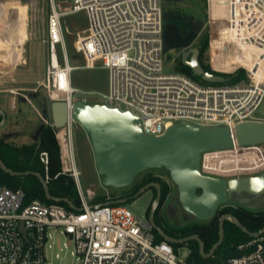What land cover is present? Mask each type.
Masks as SVG:
<instances>
[{"label": "built area", "instance_id": "built-area-1", "mask_svg": "<svg viewBox=\"0 0 264 264\" xmlns=\"http://www.w3.org/2000/svg\"><path fill=\"white\" fill-rule=\"evenodd\" d=\"M209 3L211 0H205ZM164 0H70L63 7L50 0L48 37L50 51L47 83L52 98L70 106L77 89L72 86L62 20L78 12L87 15L85 34L75 47L93 69L98 62L110 73L104 104L131 112L149 136L161 137L180 124L230 127L246 122H264V0H225L229 33L234 43L254 49L244 69L246 79L236 84L213 85L181 72H165ZM61 48L63 58L58 56ZM220 74H231L226 71ZM70 119L64 129L65 146L74 163ZM262 144L207 152L201 158V172L230 179L235 174L264 171ZM48 172L49 155L40 154ZM78 181L72 165L69 171ZM46 183L50 181L48 175ZM79 186L81 208L77 212L60 204L39 200L25 204V193L0 184V264H52L49 249L63 250L62 236L74 246L77 264H189L179 259L172 245L156 242L154 229L124 205L91 206ZM109 201V200H108ZM238 256L226 264H264V235L238 245ZM59 257V255L57 256Z\"/></svg>", "mask_w": 264, "mask_h": 264}, {"label": "rangeland", "instance_id": "rangeland-1", "mask_svg": "<svg viewBox=\"0 0 264 264\" xmlns=\"http://www.w3.org/2000/svg\"><path fill=\"white\" fill-rule=\"evenodd\" d=\"M63 7L70 5V0H57ZM164 14L173 12L183 13L184 16L192 17L203 24L199 38L193 43L196 45L208 37L209 48L203 56V62L213 71H226L234 74L240 69H245L249 63V58L237 49L236 44H231L230 33L228 29V11L224 8L216 9L212 4L205 0H180L163 2ZM220 9V10H219ZM50 13V0H0V36L3 39L8 37L11 43L15 44L16 36L20 42L27 38L29 42L26 45L25 55L27 56L23 69L18 76L14 78H0V90L20 89L14 91L16 95L7 96L0 94V109H3L8 115L6 125L0 129V138L7 144L17 147L33 146L38 139H35L37 130L43 124H53L51 117V105L54 102L63 101L62 97L52 98L43 86L47 83V67L50 62V51L46 44L48 35V16ZM218 15V16H217ZM219 17V18H218ZM220 19V28H217V22ZM65 33L66 49L69 58V64L75 69L72 72V86L77 89L74 95L75 102L83 101L87 104H104L102 95L108 94L110 88V73L102 66L101 62L96 64L93 69L85 67L86 61L80 55L75 47L78 35H84L88 27L87 15L85 12L65 17L62 20ZM9 31V33L7 32ZM236 52V54H235ZM251 53V50H250ZM254 49L252 51L253 58ZM239 58L236 59L234 56ZM242 55V56H241ZM58 56L62 60L63 54L58 47ZM182 57V50L175 49L165 54V72H178V64ZM246 62V63H245ZM245 63V64H244ZM2 71L11 69V66L0 65ZM6 95V96H2ZM11 97L15 101L12 103L13 110L10 111ZM38 112L41 114L38 115ZM47 113V117H45ZM25 116H23V115ZM74 163L79 174L78 181L81 190L90 202L91 206L105 204L104 198L109 201H115L127 190L133 186L115 189L103 185V177L98 174L93 148L90 137L86 131L75 123L72 130ZM58 140L61 151V160L63 171L65 165L72 169L71 159L67 152L62 153V143ZM62 141V142H61ZM65 145V143H63ZM264 151V144L261 145ZM69 176L73 178L71 173ZM152 173L164 177L163 182L169 184V192L163 200L156 204L155 222L161 229L172 231L175 228L190 227L193 225H202V222L187 214L180 201L177 187L170 179L169 173L164 169H154L140 174L135 182L139 181L145 175ZM261 170L252 175L235 174L233 178L254 177L263 174ZM77 189L79 186L77 181ZM134 182V184H135ZM133 184V185H134ZM92 191L93 193H90ZM155 193L153 189L146 191L139 198L134 199L132 203L124 206L136 216L143 220L148 219V212L152 210L155 204ZM226 206L241 207L247 211L258 213L264 212V194L253 197L248 194L235 195ZM63 250L60 251L58 246L48 251V259L52 264H77V257L73 255L74 246L62 236ZM175 255L179 259H188L190 250L187 246L174 247L171 244ZM59 255V257H57ZM225 260L223 258H220ZM219 259V260H220Z\"/></svg>", "mask_w": 264, "mask_h": 264}, {"label": "water", "instance_id": "water-1", "mask_svg": "<svg viewBox=\"0 0 264 264\" xmlns=\"http://www.w3.org/2000/svg\"><path fill=\"white\" fill-rule=\"evenodd\" d=\"M180 1V0H164ZM198 34L183 38L178 28L165 24L164 53L175 49L184 50L183 63L189 67L201 82L218 85L224 81L221 76L205 71L200 63V50L192 47ZM65 101L54 102L51 105L53 127L65 129L70 119L78 123L89 135L93 148L98 174L103 177V185L115 189H123L134 184L136 178L143 172L164 169L177 187L179 201L184 211L202 222L214 219L219 210L226 206L235 195L248 194L258 197L264 194V173L254 177L225 179L210 177L201 172V158L204 153L229 150L235 143L240 146L264 144V122H246L236 126L234 130L226 126H203L180 124L169 128L161 137L146 135L140 127V120L131 112H122L102 104H87L83 101L74 102L70 112ZM264 116V105L260 110ZM3 120L0 129L6 125L7 114L0 109ZM47 117V113H45ZM45 124L37 130L35 139L39 138ZM0 167L13 176L35 175L42 182L49 199L64 202L77 209L68 199L54 198L50 195L45 179L37 173L15 172L8 169L2 160ZM156 188L157 197L148 220L152 228L168 243L183 245L196 241L204 258H211L220 248L225 239V223L230 221L252 238L264 235V229L249 232L232 215L226 214L220 218L219 240L209 253L204 250V244L198 235L183 239L168 236L155 222L156 204L161 200L159 184L144 186L131 199H137L146 191ZM128 199L109 201L104 205H125ZM80 210V209H77Z\"/></svg>", "mask_w": 264, "mask_h": 264}, {"label": "trees", "instance_id": "trees-1", "mask_svg": "<svg viewBox=\"0 0 264 264\" xmlns=\"http://www.w3.org/2000/svg\"><path fill=\"white\" fill-rule=\"evenodd\" d=\"M164 16L166 23L168 14H164ZM197 48L200 50L199 60L205 71L221 76L224 79V81L218 85L236 84L246 79V71L244 69H240L234 74H220L213 71L208 65L204 64L203 56L209 48L208 37H205ZM178 72L184 73L197 81H201L200 78L195 76L192 70L183 63L182 59L178 64ZM2 120L3 118L0 115V124L2 123ZM43 152H47L49 155L48 172H46V167L40 160V154ZM0 160H2L8 169L15 172L37 173L44 179H46V176L48 175L50 181L47 186L50 195L54 198L68 199L77 209L81 208V199L75 179L63 171L60 145L57 140L56 129L53 126L46 125V127L41 131L38 141L35 142L33 146H12L0 138ZM150 182H156L161 185V202H163L169 192V187L167 183L162 181L161 178L154 176L152 173L145 175L139 181L135 182L133 185L134 191L137 192ZM0 184L13 191H23L25 193V204H30L33 201L39 200L48 205L60 204L69 210L75 212L78 211L64 202H57L53 199H49L42 182L35 175L13 176L6 173L0 167ZM154 199H156V194ZM107 201V198L103 199V202ZM149 214L150 210L148 212V216ZM226 214H232L242 224V226H244L251 233H257L264 229V212L253 213L241 207L224 206L219 210L217 216L210 222L202 225L197 224L186 227L183 231H169L164 228L162 230L168 236L176 239L198 235L203 241L205 252L209 253L219 240L220 218ZM154 234L156 242L164 241V239L155 230ZM251 239L252 237L244 233L235 224L230 221H226L224 242L211 258L202 257L199 244L196 241L186 243L190 250L188 262L189 264H226L229 259L239 255L237 252L238 245ZM186 244H173V246L184 247Z\"/></svg>", "mask_w": 264, "mask_h": 264}, {"label": "crops", "instance_id": "crops-1", "mask_svg": "<svg viewBox=\"0 0 264 264\" xmlns=\"http://www.w3.org/2000/svg\"><path fill=\"white\" fill-rule=\"evenodd\" d=\"M7 32L9 33V31H7ZM16 38H17V41L15 44H13V43H11V39H9L8 37L7 38L5 37L3 39V37L0 36V65L7 66V64H9L11 66V69H9L7 71H2L0 68V78H4V76H7L8 78H14L15 76H18L21 73V72H19V70L23 69L24 64L26 63L25 59L27 56L25 55V51H26V45L29 42V34L27 32V38L23 42H20L18 36H16ZM16 90H20V89L0 90V94H7V96H9V94H11V95L15 94L16 95L17 93H14V91H16ZM2 96H6V95H2ZM14 99H16V98H14ZM14 99L11 97L10 111H12V112L17 111V108H15V110H13V107H12V103H13V101H15ZM38 115H40V117H42L39 112H38ZM23 116H25V115H23ZM7 118H8V120L11 119L8 117V115H7ZM51 126H53V124H51ZM65 134H66V130H64V129L57 130L56 129V136L59 140L64 141L63 143H65V140H64ZM63 143L61 145H62V153L64 156V152L65 151L67 152V148ZM73 165L75 167V163H73ZM64 169H65L64 170L65 172L70 171L69 165L68 164L65 165ZM75 169H76V167H75ZM76 171H77V169H76ZM78 176H79V174H78ZM77 183L79 185V181H77ZM89 192L93 193L92 191H89ZM108 199L109 198H107V200ZM107 202H109V201H107ZM107 202H105V203H107Z\"/></svg>", "mask_w": 264, "mask_h": 264}, {"label": "flooded vegetation", "instance_id": "flooded-vegetation-1", "mask_svg": "<svg viewBox=\"0 0 264 264\" xmlns=\"http://www.w3.org/2000/svg\"><path fill=\"white\" fill-rule=\"evenodd\" d=\"M167 25H172V26H175L178 28V32H179V35L183 38H187V37H190L192 36L193 34L197 33L198 36L196 38L195 41H197V39L199 38V35H200V32L203 28V24H201L199 21L195 20L194 18L192 17H188V16H184L183 13H179V12H173V13H170L168 15V18H167V22L165 23ZM200 43L196 44V45H193L192 47H197ZM184 52V50H182V53ZM182 59V57H181ZM154 176L156 177H159L161 179H164L163 176L161 175H157V174H154ZM159 184V183H156V182H150L148 184ZM167 184L168 181L166 182ZM146 184V185H148ZM145 185V186H146ZM160 185V184H159ZM133 186V185H132ZM144 187V186H143ZM142 187V188H143ZM141 188V189H142ZM160 188H161V185H160ZM140 189V190H141ZM154 190V193L156 194V197H157V189L156 188H152ZM140 190H138L137 192L134 191V188L132 187L131 190H127L125 191L123 194H121L117 200L119 199H128V203H132L134 201V199L132 200L131 198L137 194ZM161 195H162V189H161ZM155 197V196H154ZM156 200V199H155ZM156 216V214H155ZM210 222V221H208ZM207 223V222H206ZM175 231H183L184 230V226L183 227H180V228H175L173 229ZM176 239V238H175ZM183 239V238H181ZM187 246V244H186Z\"/></svg>", "mask_w": 264, "mask_h": 264}, {"label": "bare ground", "instance_id": "bare-ground-1", "mask_svg": "<svg viewBox=\"0 0 264 264\" xmlns=\"http://www.w3.org/2000/svg\"><path fill=\"white\" fill-rule=\"evenodd\" d=\"M210 4H212L214 7H216V9L219 8V6H220L221 8H224V11L227 10L225 0H211ZM219 10H220V9H219ZM217 16H218V15H217ZM218 18H219V17H218ZM227 20H228V19H227ZM216 26H217V28H220V19L218 20ZM228 29H229V21H228ZM231 44H236V45H237V49H239V51H240L241 53L245 54L249 59L252 58V54H251L252 51H253L252 48H249V47H243V46H241V45L238 44V43H234L233 40H231ZM250 50H251V53H250ZM235 54H236V52H235ZM8 55H9V54H8ZM241 56H242V55H241ZM8 57H9V56H8ZM234 58L238 59L239 57H238L237 55H235ZM245 63H246V62H245ZM245 63H244V64H245Z\"/></svg>", "mask_w": 264, "mask_h": 264}]
</instances>
